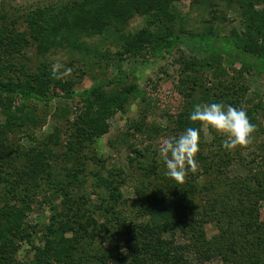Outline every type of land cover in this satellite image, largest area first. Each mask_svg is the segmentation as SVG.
<instances>
[{
    "label": "trees",
    "instance_id": "16d2710c",
    "mask_svg": "<svg viewBox=\"0 0 264 264\" xmlns=\"http://www.w3.org/2000/svg\"><path fill=\"white\" fill-rule=\"evenodd\" d=\"M177 1L78 0L58 10L47 8L29 14L26 17L29 31L13 30L11 25L0 23V111L7 118L5 128L0 127V202L3 203L0 206V264H17L16 255L25 243L32 245V257L24 264H207L217 259L222 264H264L261 219L264 141L258 142L261 137L254 138L256 131L251 139H255V146L261 147L260 154L249 162L242 155L237 159L232 152L225 151L221 147L223 138L217 134L209 145L201 141L196 168L200 174L189 171L180 184L165 175L158 161L141 164L146 180L136 188L133 200L127 201L122 195L121 189L126 183L122 170H108L107 176L94 173L97 188L104 190L110 205L104 213L100 211L106 220L103 225L70 205L76 202L73 191L65 192L63 197L52 195L62 202L52 204V217L41 231L38 246L33 244L24 224V214L30 207L10 203L29 202L35 196L33 186L39 188L38 182L43 178L56 190L73 177L71 172L54 173L49 160L53 152L48 147L36 148L30 153L19 149L14 152L9 136L19 128L30 131L40 124L33 104L77 100L85 110L84 117L70 125L72 130L74 126L77 129L68 136L67 149L62 154L63 159H70L78 151V144L93 143L108 134L107 122L113 115L127 114L131 103L146 99L147 91L141 88L137 76L141 65L128 70L119 68L115 74L109 72V76L95 80L79 93L68 77H64L65 91L47 94L54 77L51 64L45 59L68 52L83 57L85 64L84 58L94 54L88 45L92 38L118 36L123 43L119 60L137 54L145 58L147 66L172 58L182 50L189 52L190 61H183L185 72L196 76L186 78L183 87L188 89L191 82L195 85L189 87L187 94L181 90L187 97V105L183 113L171 120L176 133L197 126L188 119L194 104L216 102L245 110L255 130L264 138V97L248 99V88L241 84L244 72L252 73L257 80L264 79V0H218L240 13L244 22L242 32L234 28L229 34H217L213 20L218 17L211 11L212 18L205 30L191 37L167 26L157 32L145 27L125 35L128 23L137 16L153 15V25L163 18L173 19L169 8ZM191 1L193 5L213 7V0ZM32 47H35L37 62L28 52ZM232 73L235 75L229 77ZM200 74H205L208 81L213 77L217 82L214 88L208 89L200 82ZM42 75L47 80H42ZM226 76L227 82L221 79ZM130 79L134 81L127 84ZM114 89L118 90L116 95L107 92ZM133 125L136 129L142 127V123ZM151 130L160 131L154 126ZM132 153L135 157L130 159L131 164L145 157L135 149ZM14 157L20 158L18 167L13 164ZM235 162L248 171L245 176L230 180L227 170ZM199 178H203L202 184ZM130 208L147 221L128 225L124 214ZM210 224L216 225L219 232L211 239L206 235ZM69 233L73 234L71 239L66 238ZM166 234L171 238L167 239ZM107 236L111 238L112 251L100 249L98 253H91L95 243ZM177 236L183 241L178 242Z\"/></svg>",
    "mask_w": 264,
    "mask_h": 264
},
{
    "label": "rangeland",
    "instance_id": "374dc122",
    "mask_svg": "<svg viewBox=\"0 0 264 264\" xmlns=\"http://www.w3.org/2000/svg\"><path fill=\"white\" fill-rule=\"evenodd\" d=\"M75 2H78V0H0V23L2 25H11L13 30L29 31V25L26 22V17L29 14L47 8L58 10L66 4ZM212 6V8H207L193 5L191 0H178L169 8V13L173 16V19L163 18L160 23L153 25L155 19L153 15L137 16L128 23L124 33L125 35L129 33L135 34L145 27L157 32L167 26L169 28L172 27L179 34L182 33L191 37L201 34L205 30L209 19L212 18L211 11L218 17L213 20L217 34H229L234 28L241 32L243 31L244 22L240 13L234 10L235 8H229L225 3L218 0H213ZM221 19H225V21L220 22ZM14 24H16V27L12 26ZM119 40L116 35H111L106 39L92 38L88 40V45L92 48L94 54L84 58L87 60L85 64L83 57L72 55L68 52L45 59L51 65L59 60L65 68L71 69L68 81L73 84L76 93L88 88L95 80L109 76L110 73L115 74L119 68L128 70L133 66L141 65V71L137 76L141 88L147 91L146 99L145 101L139 100L131 103L127 114L118 112L113 115L107 122L110 125L107 135L96 139L93 143L86 141L83 144H78V151L70 159H63L62 154L67 149V138L74 129H77L74 126L72 130L70 125L80 121L84 117L85 110L80 108L77 100H53L46 105H32L36 112V117L40 121V124L35 129L27 131L24 128H19L17 133L9 136L14 145V152L17 151L16 149L23 153H30L31 150L36 148L42 150L46 149V147L50 148L53 154L49 160L54 173L58 172L60 175H65V173L69 174L71 172L70 174L73 176L70 181L66 182L67 180H65L56 190L46 180L43 181V178L38 182L39 188L33 186L32 192L35 196L29 202L26 204L15 201L10 202L11 204H16L17 207H30L24 214V224L28 228L27 233L31 235L33 244L36 246L41 243V231L50 223L52 204L55 205L62 202L59 198L54 199L52 195L63 197L65 192L73 191L77 203H70V205L76 207V210L81 211L93 221L103 225L106 220L100 211L104 213V209H109L110 205L107 203L109 200L104 190L97 188L93 174L102 172L103 175L107 176L108 170H122L126 180L121 189L122 195L127 201L133 200L135 199L136 188L143 180H146L143 179L144 172L140 170V165H150L156 160L162 170H165L163 161L157 152L159 141L163 137H172L180 134L173 130L171 120L185 111L187 97L181 93V90L187 94L190 91L189 87H194L195 85L191 82L188 84V89L183 87L186 78L193 75L191 72H185V65H183V61H190L189 52L182 50L172 58L157 60L147 66L144 65L145 58L137 54L127 55L119 60L118 54L123 48V43ZM34 48L28 49V52L33 56V61L36 60L37 62V58L34 56ZM108 66H112L109 71L107 70ZM36 67L34 66V68ZM205 74L203 76L201 74L198 75L200 82H204L208 89L214 88V84H217L216 80L213 77H211V81L205 80ZM232 75L234 76L235 73L228 76L231 77ZM195 76L196 74L193 75V77ZM228 76L221 79L227 82ZM44 77L46 76L42 75V80H47ZM242 77L241 84L243 85L244 83L249 91L248 99H255L256 96L264 97V79L257 80L252 73L246 72L243 73ZM133 81V79H130L127 84H131ZM64 82L62 78H54L53 82H49L50 88L47 90V94L61 93L64 90ZM117 91L114 89L107 92L116 95ZM197 97L200 98L201 95L197 94ZM28 110L27 112H29ZM24 115L27 117L26 112ZM133 123H138V125L142 123V127L136 129ZM6 125L7 118L0 111V127L5 128ZM153 126L160 131L151 130ZM255 131L258 133H255L254 138L261 137L258 142L264 141L263 136L260 135L261 132L259 130ZM215 134L217 133L211 129L203 130L201 141L209 145ZM56 135H59L57 143ZM217 135L220 136L219 134ZM254 142L255 139H251L247 147L233 151V156L238 159V156L242 155L243 160H246V162H249L254 157L256 158L260 154L259 150L261 147L255 146ZM133 149L144 153L145 157L143 159L139 157L138 160L140 162L131 164L130 159L135 157V154L132 153ZM98 161H102L103 164L97 163ZM19 163L20 158L14 157V166L18 167ZM196 171L200 174L199 170ZM247 171L245 166L235 162L227 170V176L232 180L245 176ZM199 179L200 184H202L203 178ZM63 186L64 189H61L60 187ZM21 193L20 195H23V192ZM2 205L3 203L0 202V206ZM124 215L128 219V225L147 221V219L141 218L132 208L125 210ZM261 219L264 222V204L261 208ZM218 234L216 225L210 224L206 227L207 238L211 239L218 236ZM72 237L73 234H66L67 239ZM108 237L98 240L95 243V248L92 247L91 253H98L100 249L112 251L111 238L109 239ZM165 237L167 239L171 238L169 234H166ZM176 240L178 242L183 241L179 236L176 237ZM31 247L32 245L29 243L20 246V250L16 255L17 264H24L32 257L30 255ZM121 251H124V248ZM195 262L193 259L192 263ZM207 264L222 263L217 259Z\"/></svg>",
    "mask_w": 264,
    "mask_h": 264
},
{
    "label": "clouds",
    "instance_id": "9594fccd",
    "mask_svg": "<svg viewBox=\"0 0 264 264\" xmlns=\"http://www.w3.org/2000/svg\"><path fill=\"white\" fill-rule=\"evenodd\" d=\"M51 68L56 79L71 75V69L65 68L59 60ZM188 119L197 126L187 127L176 136L161 138L157 148L165 166V175L178 184L183 183L187 173L195 171L198 166L200 133L203 130L211 129L223 137L221 147L227 152L247 147L255 132V125L250 122L245 110L223 103H196Z\"/></svg>",
    "mask_w": 264,
    "mask_h": 264
}]
</instances>
